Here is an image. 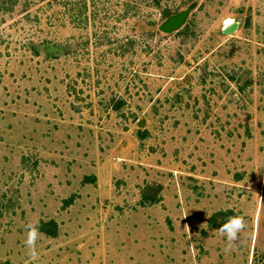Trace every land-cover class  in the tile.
<instances>
[{"label": "rangeland", "instance_id": "rangeland-1", "mask_svg": "<svg viewBox=\"0 0 264 264\" xmlns=\"http://www.w3.org/2000/svg\"><path fill=\"white\" fill-rule=\"evenodd\" d=\"M47 1L0 11V264H264V0Z\"/></svg>", "mask_w": 264, "mask_h": 264}, {"label": "trees", "instance_id": "trees-1", "mask_svg": "<svg viewBox=\"0 0 264 264\" xmlns=\"http://www.w3.org/2000/svg\"><path fill=\"white\" fill-rule=\"evenodd\" d=\"M52 1L58 5H61L64 8L65 12L70 14L73 22H75L76 24H81L84 21H88L89 18H92L93 20L96 11L98 10V3L96 4L95 0H52ZM153 1L154 4L159 3V0H153ZM14 2L15 0H0V11L4 10L2 9V6L9 4V7H12ZM47 2L50 4L51 0H48ZM127 6H129V4L125 6V9ZM96 8L97 10H95ZM72 199H73L72 196L66 199L65 201L66 204L71 203ZM228 214H229L228 212H219V215L223 218V221L219 225L215 224L214 226L220 228L221 225L229 218ZM38 227H39V231L47 234L48 236L51 237L57 236V224L53 219H50L48 221L41 220L38 223Z\"/></svg>", "mask_w": 264, "mask_h": 264}, {"label": "clouds", "instance_id": "clouds-1", "mask_svg": "<svg viewBox=\"0 0 264 264\" xmlns=\"http://www.w3.org/2000/svg\"><path fill=\"white\" fill-rule=\"evenodd\" d=\"M247 227L245 218L242 215H233L229 217L217 230L219 234L226 239L227 247L230 249L239 239ZM42 233L39 231L38 225H27V235L24 241L28 254L35 259L37 257L36 247L37 241L40 239Z\"/></svg>", "mask_w": 264, "mask_h": 264}, {"label": "water", "instance_id": "water-1", "mask_svg": "<svg viewBox=\"0 0 264 264\" xmlns=\"http://www.w3.org/2000/svg\"><path fill=\"white\" fill-rule=\"evenodd\" d=\"M195 6H196V3H191L185 9L180 10L175 14H167L165 11H163L166 18L158 26L159 31L163 33H171V32L179 30L185 24L189 14L195 8ZM237 27H238V22L233 21L226 27H223L222 32L224 34H230L234 32L237 29ZM58 50L59 48L54 47V46H49L46 48V52L48 53H54Z\"/></svg>", "mask_w": 264, "mask_h": 264}, {"label": "bare ground", "instance_id": "bare-ground-1", "mask_svg": "<svg viewBox=\"0 0 264 264\" xmlns=\"http://www.w3.org/2000/svg\"><path fill=\"white\" fill-rule=\"evenodd\" d=\"M233 22V21H232ZM227 26V25H226ZM226 26H224V27H226Z\"/></svg>", "mask_w": 264, "mask_h": 264}]
</instances>
